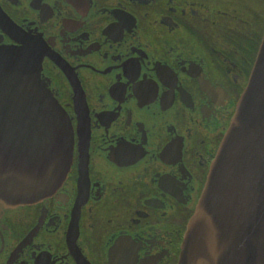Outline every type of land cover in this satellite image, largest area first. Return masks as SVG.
Returning <instances> with one entry per match:
<instances>
[{
	"label": "flooded vegetation",
	"instance_id": "obj_1",
	"mask_svg": "<svg viewBox=\"0 0 264 264\" xmlns=\"http://www.w3.org/2000/svg\"><path fill=\"white\" fill-rule=\"evenodd\" d=\"M17 34L42 42L72 159L51 195L0 201V264H181L264 0H0V48Z\"/></svg>",
	"mask_w": 264,
	"mask_h": 264
},
{
	"label": "water",
	"instance_id": "obj_2",
	"mask_svg": "<svg viewBox=\"0 0 264 264\" xmlns=\"http://www.w3.org/2000/svg\"><path fill=\"white\" fill-rule=\"evenodd\" d=\"M17 35L19 45L0 48V201L9 205L51 195L68 175L73 144L67 112L41 78V40ZM181 264H264V38L188 223Z\"/></svg>",
	"mask_w": 264,
	"mask_h": 264
}]
</instances>
